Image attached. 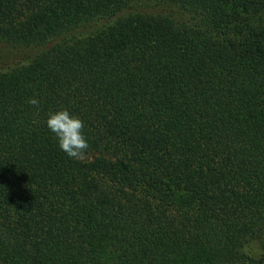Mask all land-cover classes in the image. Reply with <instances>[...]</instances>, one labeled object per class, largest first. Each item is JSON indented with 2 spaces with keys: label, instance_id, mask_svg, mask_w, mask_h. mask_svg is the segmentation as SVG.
Listing matches in <instances>:
<instances>
[{
  "label": "trees",
  "instance_id": "16d2710c",
  "mask_svg": "<svg viewBox=\"0 0 264 264\" xmlns=\"http://www.w3.org/2000/svg\"><path fill=\"white\" fill-rule=\"evenodd\" d=\"M1 40L0 264H264V0H0Z\"/></svg>",
  "mask_w": 264,
  "mask_h": 264
},
{
  "label": "clouds",
  "instance_id": "9594fccd",
  "mask_svg": "<svg viewBox=\"0 0 264 264\" xmlns=\"http://www.w3.org/2000/svg\"><path fill=\"white\" fill-rule=\"evenodd\" d=\"M28 103L38 106L39 101L33 97L29 98ZM46 124L58 138L62 151L71 158H84L89 145L83 135L84 123L81 119L71 115L67 109H63L50 114Z\"/></svg>",
  "mask_w": 264,
  "mask_h": 264
},
{
  "label": "rangeland",
  "instance_id": "374dc122",
  "mask_svg": "<svg viewBox=\"0 0 264 264\" xmlns=\"http://www.w3.org/2000/svg\"><path fill=\"white\" fill-rule=\"evenodd\" d=\"M104 24V20H99L96 22L90 23L86 28H82L86 33L88 31L94 30L96 26ZM19 49H14L10 44L0 41V69H5L8 66L15 65L20 58L17 54Z\"/></svg>",
  "mask_w": 264,
  "mask_h": 264
}]
</instances>
